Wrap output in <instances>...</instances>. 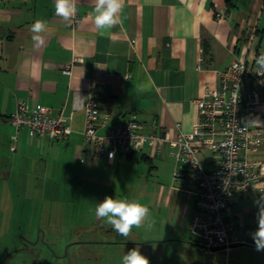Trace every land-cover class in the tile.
I'll return each instance as SVG.
<instances>
[{
  "label": "crops",
  "instance_id": "obj_1",
  "mask_svg": "<svg viewBox=\"0 0 264 264\" xmlns=\"http://www.w3.org/2000/svg\"><path fill=\"white\" fill-rule=\"evenodd\" d=\"M75 3L77 13L64 20L55 14L54 0H0V200L4 198L7 206L19 195L15 204L21 201L23 207L39 200L41 192L53 198L57 175L79 182L80 188L83 182L86 188L94 186L102 201L106 196L122 198L116 193L120 181L105 180L111 175L130 183L129 190L140 192L137 200L149 208L154 226H142L145 233L128 237L69 234L59 241L66 256L72 250L88 251L95 252L96 264H122L123 255L138 248L150 264H222L225 254L236 255V264H244L243 247L206 252L191 235L196 214L194 180L185 170L174 179L181 166L168 146L161 152L145 146L134 158L98 159L96 146L82 134L85 112L74 110V105L77 93L95 89L102 113L101 135L126 124L132 113L146 134L174 138L192 132L199 118L197 100L206 85L216 87L221 71L237 60L257 68L255 58L264 53V0H124L119 14L122 24L105 36L95 28V0ZM37 19L48 26V32L41 34L42 44L33 41L29 31ZM69 64L70 76L64 74ZM141 86L143 91L138 90ZM259 89L260 106L249 124L264 130V86ZM20 101L51 108L52 116H62L73 133L66 141L39 140L26 128L17 134L9 118ZM254 158L264 164V141ZM202 160L207 169L213 167L206 152ZM142 163L149 166H144L147 179L137 183L134 169ZM152 169L158 173L166 169L169 183L150 181ZM126 173L129 177L123 179ZM41 176L47 179L44 183ZM262 195L264 178L236 204L233 218L239 241H248L256 231L255 201ZM49 235L0 234V264L52 263L41 259L39 252L41 247L42 252L55 255V246L46 241L52 240ZM242 246L259 258L250 264H264V250ZM15 251L19 257L31 253L32 258L15 261Z\"/></svg>",
  "mask_w": 264,
  "mask_h": 264
},
{
  "label": "built area",
  "instance_id": "obj_2",
  "mask_svg": "<svg viewBox=\"0 0 264 264\" xmlns=\"http://www.w3.org/2000/svg\"><path fill=\"white\" fill-rule=\"evenodd\" d=\"M255 71L257 68L243 60L221 71L219 84L206 85L197 100L199 118L195 129L174 138L158 132L143 133L134 113L126 124L101 135L98 130L102 113L95 89L75 95L74 110L85 112L82 134L88 144L96 146L98 159L113 161L118 155L138 153L145 146L155 152L170 148L171 156L181 166L174 174L175 180L182 170L193 177L196 214L190 232L206 252L216 247L229 251L234 244L248 242L237 238L233 211L264 178V164L254 158L263 144L264 130L249 124L260 106L259 88L264 86V76ZM64 74H72V64ZM9 120L17 134L26 128L39 140L66 141L73 133L64 118L53 117L47 106L30 107L20 101ZM204 152L212 160L210 169L202 160Z\"/></svg>",
  "mask_w": 264,
  "mask_h": 264
},
{
  "label": "rangeland",
  "instance_id": "obj_3",
  "mask_svg": "<svg viewBox=\"0 0 264 264\" xmlns=\"http://www.w3.org/2000/svg\"><path fill=\"white\" fill-rule=\"evenodd\" d=\"M144 166L147 167L148 165L142 163L140 167L134 169V173H137V180L134 182H146L145 178L147 177L146 174L148 170L147 168L144 169ZM143 169L144 172L147 170L144 177L142 176ZM152 170L153 171L150 181L156 183H165V181H170V175L166 173V169H162V171L160 170L161 172L159 173L154 169ZM112 177L111 175L106 176L105 180L107 181L108 179L111 183L114 182V179L116 182L120 181L116 190V193L119 196H122V198L127 197L130 200H137V196L140 194L139 191L129 190L128 187L131 185L130 183H128L129 185L124 184L122 179L120 180L118 177ZM128 177L129 175L126 173L123 179ZM131 178H133V176ZM40 179L41 183H44V181L47 180H44L43 176H41ZM66 180L67 179H65V176L57 175L54 178V181L58 183L56 184L58 190L56 191L55 197L52 198L50 195L45 194V192H41L38 197L39 200H34V204L31 206L24 205L22 207L20 206L21 201L18 202V204H15L20 199L17 197L19 195H15L17 201L14 199V204H8L7 206V202L5 201V203L4 198H2L0 200V234H50L49 236L52 238V240H48L47 238L46 241H49V244L53 245L52 247L55 246L54 250L56 252L55 255H53L54 252H49L46 250L42 252V250H40L41 247H39L41 259H44V261H47V259L50 261L53 260L52 263L45 262V264H71L69 263L70 260H72L73 264H96V262L92 259V254H95V252L88 253V251L78 252L76 250H72L69 252L71 255L66 256V251L61 250L63 244L62 242L59 243V241L70 236L69 234L118 233L116 231H109L111 226L105 224L103 220L97 219L95 217L94 210L98 204L97 200L102 201V199H97L101 193L97 192L94 186H89L86 188L85 182L82 183L83 186L80 188L79 182H75L74 180ZM49 184H53V182L50 181ZM83 187L86 189H83ZM5 196L6 194L4 193V197ZM145 232L146 230L144 227H140L133 228L130 234H143ZM8 237H10V235ZM45 245L47 247V244ZM237 248H242L240 258L244 264H250L251 262L259 259L248 249H245L244 246H239ZM17 254V251L12 252L13 260L21 258L25 261H30L32 258L31 253H26L27 255L23 257H19ZM236 260V255L234 256L230 254V256H227L225 254L222 264H236ZM26 264L30 263L26 261Z\"/></svg>",
  "mask_w": 264,
  "mask_h": 264
},
{
  "label": "clouds",
  "instance_id": "obj_4",
  "mask_svg": "<svg viewBox=\"0 0 264 264\" xmlns=\"http://www.w3.org/2000/svg\"><path fill=\"white\" fill-rule=\"evenodd\" d=\"M124 8V0H95L93 18L95 28L100 36L109 34L110 30L122 24L120 13ZM55 14L64 20L71 19L78 11L75 0H54ZM33 41L43 43L42 35L48 32L47 23L37 19L30 26ZM258 75L264 76V53L255 58ZM264 83V82H262ZM139 91H143L141 86ZM258 207V227L252 238L257 250H264V195L255 201ZM95 217L111 226L119 235L128 237L133 228L147 226L151 229L155 220L152 218L149 208L138 200H130L127 197L113 198L106 196L95 207ZM122 264H150L148 257L143 255L138 248H133L124 254Z\"/></svg>",
  "mask_w": 264,
  "mask_h": 264
},
{
  "label": "water",
  "instance_id": "obj_5",
  "mask_svg": "<svg viewBox=\"0 0 264 264\" xmlns=\"http://www.w3.org/2000/svg\"><path fill=\"white\" fill-rule=\"evenodd\" d=\"M242 245H256V244H255L253 238H250L247 243H237V244L232 245V247H239ZM221 249H224V248L223 247H216V248H213L212 251L221 250Z\"/></svg>",
  "mask_w": 264,
  "mask_h": 264
},
{
  "label": "trees",
  "instance_id": "obj_6",
  "mask_svg": "<svg viewBox=\"0 0 264 264\" xmlns=\"http://www.w3.org/2000/svg\"><path fill=\"white\" fill-rule=\"evenodd\" d=\"M137 153H132V154H129L128 156L131 157V158H134L136 156ZM195 239V238H194Z\"/></svg>",
  "mask_w": 264,
  "mask_h": 264
}]
</instances>
